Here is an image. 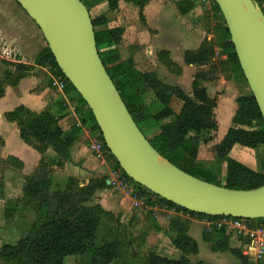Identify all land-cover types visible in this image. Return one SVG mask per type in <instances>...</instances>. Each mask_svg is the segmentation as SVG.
<instances>
[{
	"label": "trees",
	"instance_id": "trees-1",
	"mask_svg": "<svg viewBox=\"0 0 264 264\" xmlns=\"http://www.w3.org/2000/svg\"><path fill=\"white\" fill-rule=\"evenodd\" d=\"M81 1L88 10L94 4L91 0ZM133 1L140 7L146 2V0ZM256 1L261 5L262 0ZM213 3L216 12L221 14L216 3L214 1ZM91 19L99 55L140 131L143 132L141 123L145 121H153L158 125L159 132L148 138V141L161 156L180 170L225 188L251 189L264 184V173L229 155L233 146L237 144L250 149L264 146V119L250 89L237 95L235 99L237 107L231 119L232 125L228 127L223 138L215 146L216 159L221 163H226L224 182L220 183L210 178L211 174L205 171L196 159L197 145L200 141L204 139L203 142H207L208 139H212L211 135L203 138V133L214 132L218 127L214 111L216 99L209 95L203 83L216 79L219 71H226L225 68L228 65L244 76L225 22L223 30L227 38L221 45L222 52L226 55L224 59L214 62L216 48L208 43V40H205L198 50L186 53L185 62L187 64L196 67L207 66L206 70H200L195 74L191 93H187L179 86L162 82L155 73L139 69L131 57L122 58L117 49L122 39V30L107 27V20L103 15H91ZM36 63L50 64L54 72L65 79V94L72 91L77 93V98L74 99L79 107L76 113L81 124L93 122L91 131L102 139L92 112L62 74L47 45L39 53ZM8 64L13 67V70L5 69L3 79H0V98L4 94V84L18 82L30 69L29 65L21 62L9 61ZM166 64L172 67L169 60ZM147 89L153 92L160 106L150 108L140 103L141 95ZM173 98L181 102L178 111L171 106ZM63 102V105H60L61 110L68 108L67 102ZM79 111L82 112L79 114ZM64 115L66 113L57 115L50 110L34 112L20 105L7 112L5 118L16 124L20 137L40 154L52 148L53 152L64 160H68L71 158V149L81 129L73 123L70 132L64 134L60 125V119ZM9 159H13L18 166L23 167L16 158L10 157ZM112 159L114 164L119 166L113 156ZM58 163L63 162L56 164ZM124 175L129 178L125 173ZM28 176L23 186V196L26 199L24 205L33 208L36 220L23 237L14 242L5 241L0 245V259L8 264H63L67 256L83 254H88L89 264H192L188 256L198 253L197 241L187 234L186 225L176 219L171 222L175 236H166L167 244H163L170 249L166 253L158 248V250L148 251L145 256L135 255L130 249V241L116 234L112 240L98 242V231L102 220L120 221L119 217H114L111 212L104 210L100 205L87 204L96 190L110 187L105 177L91 179L83 187L75 184L74 179H70L64 187L51 190V175L46 171ZM132 182L135 189L144 196L147 206L154 207L163 204L175 207L202 220L217 217L188 211L150 192L134 181ZM3 190L4 182L0 175V193ZM150 219L154 222L152 216ZM246 220L250 225H254L264 218ZM111 227L109 226V229ZM211 231L217 237H214L210 231H205L203 234V239L209 243L211 251H228L240 263L250 264L251 261L243 255L240 248L241 243L233 231L225 227H215ZM196 264L210 263L200 260Z\"/></svg>",
	"mask_w": 264,
	"mask_h": 264
},
{
	"label": "crops",
	"instance_id": "crops-1",
	"mask_svg": "<svg viewBox=\"0 0 264 264\" xmlns=\"http://www.w3.org/2000/svg\"><path fill=\"white\" fill-rule=\"evenodd\" d=\"M91 2L94 4L89 9L90 15H103L107 20V27L122 30V39L117 49L121 55H129L128 57L134 60L139 69L155 73L162 82L179 86L183 90L186 87L168 80L167 77L182 79L196 69L192 76L193 80L198 71L207 69V66L196 67L187 64L185 55L187 52L198 50L205 40L211 39L209 29L213 22L210 21L216 13L213 0H146L142 7L133 0H91ZM14 9L9 0H0V51L2 52L5 46L14 48L20 55L19 62L29 65L30 69L18 82L6 83L4 94L0 98V163L14 157L23 166L19 172L6 169L3 177L31 175L37 170L41 159V154L20 137L18 127L14 122L8 121L5 114L20 105L34 112L52 110L55 106V98L57 96L63 98L61 93L50 86L48 75L42 67L44 64L36 63L39 53L46 47L41 31L27 14L24 15L20 11L14 13ZM7 10L11 13L8 14ZM168 60L172 63L171 68L166 64ZM9 61L12 60L3 58L0 53V77L3 76L5 69L13 70V67L7 63ZM210 84L213 83L211 81L203 83L207 92ZM190 90H192V81ZM65 98L69 106L67 109H60L62 111L60 115L66 113L61 121L68 116L76 118L75 112L73 116L69 113L75 96L71 92ZM140 103L150 108L159 105L153 92L148 89L142 93ZM87 137L85 129H82L71 149V158L74 160V165L77 164L75 166L77 175L75 173L74 176L97 178L106 176L107 182L112 163L101 164L93 157L88 144L85 143ZM88 150L91 157L86 155ZM94 161L102 168L91 166L90 162ZM80 163L84 164L82 168L78 165ZM103 189L95 191L91 205H100L114 217H119L120 223L116 222L114 226L128 224L130 226L127 227H134L133 237L136 239L137 249L148 247L151 241H147V238L153 237L158 244L165 235L174 237L175 232L171 228V222L175 219L186 225L187 234L197 241L198 248L199 241H204L203 234L206 227L204 220L163 204L154 207L145 203L142 206H134L130 197L119 193L115 197L107 195L101 191ZM151 216L154 222L151 221ZM143 236L147 237L144 242ZM139 237L142 238L137 239ZM216 253L229 255L228 252ZM221 254H217L218 259ZM82 257H86L83 261L89 264L88 254L72 255L67 258V262L71 260L70 264L81 263Z\"/></svg>",
	"mask_w": 264,
	"mask_h": 264
},
{
	"label": "water",
	"instance_id": "water-1",
	"mask_svg": "<svg viewBox=\"0 0 264 264\" xmlns=\"http://www.w3.org/2000/svg\"><path fill=\"white\" fill-rule=\"evenodd\" d=\"M34 21L59 69L92 112L102 139L123 172L152 193L209 216L264 218V184L229 189L188 174L161 156L140 131L99 55L94 26L81 0L79 15L62 0H15ZM223 16L242 73L264 119V11L257 1L213 0ZM140 134L153 158L137 146ZM108 184V181L106 182Z\"/></svg>",
	"mask_w": 264,
	"mask_h": 264
},
{
	"label": "rangeland",
	"instance_id": "rangeland-1",
	"mask_svg": "<svg viewBox=\"0 0 264 264\" xmlns=\"http://www.w3.org/2000/svg\"><path fill=\"white\" fill-rule=\"evenodd\" d=\"M9 1L15 8L13 11L14 13L20 11L21 13L26 15L25 11L18 5V3L15 0H9ZM252 1L255 2L256 0H252ZM260 7L264 9V0L261 1ZM6 12L8 14L11 13L10 10H7ZM212 19L214 21H212ZM212 19L210 22H213V25H211L210 26L211 28L209 29L210 34L212 36L211 39L208 40V43H210L216 48V55L214 60L215 62L222 60L226 57L225 53L222 52L223 48L221 47V45L225 42L227 35L224 33L223 30L224 27L223 16H221V14L216 12ZM0 53L2 52L0 51ZM121 56L122 58H126L129 55L122 54ZM221 68H225V67H221ZM225 69L227 70L223 72L219 71V74L216 75V79L211 81L213 84H210L208 88L209 95L216 99V107L214 111H215V118L218 123L217 130L214 132L207 131L203 133V138L204 137L207 138L211 135L212 139L211 140L208 139L207 142H203L204 139H202L200 143L197 145V153H196V159L201 165V167L205 171H208L211 174L210 178L215 179L220 183H223L226 177V163L225 162L221 163L216 159L215 146L223 138L228 127L232 125L231 119L236 111L237 105L235 99L237 95L240 93L247 92L249 89L244 76H242L239 71H235L234 69H232L230 65H228ZM195 70L196 69H194V71ZM194 71L193 70L192 72L190 71L189 74L183 76L182 79L178 77L176 78L174 76L167 77V79L173 82L181 83L182 86L186 87L184 89L190 93L191 92L190 82L192 81V76L194 74ZM15 73H17V71H15ZM0 79H3V76L0 77ZM3 86H5V84ZM72 95L75 96V98H77L76 97L77 93L75 91H72ZM75 100L76 99L72 101L74 103H72V107H70L69 113L73 116V112H75L74 115L76 116V118L74 119L71 118V116L70 117L68 116L67 119L65 120L61 121L60 119V125L63 129L64 134H68L70 132V128L73 123H77V122L81 123L80 118L79 116H77L76 113L79 107ZM63 101L64 100L62 97L57 96L55 98V106L53 107L54 109L50 111L59 115L62 112L60 111L59 106L60 104H62ZM158 106H160V104L156 105V107ZM171 106L173 107L174 110L178 111L181 106V102L176 98H173L171 101ZM81 112L82 111H79V114ZM92 125L93 122L90 121L79 127L82 132V129H85L86 131V129H89ZM141 129L143 131L142 132L143 135L147 140L148 138L153 137L156 133L159 132L158 125H156L153 121H145L141 123ZM85 143L89 144V137H87ZM89 150L86 152L87 157L89 156L91 157ZM229 155L231 158L241 163H244L255 170H258L261 173H264V146L258 149H250L248 147L237 144L233 146ZM41 159L42 160L39 163L40 164L39 167L33 174L38 175L40 171H46L47 174L51 175V180H52L51 190L64 187L70 179H74L75 184L77 183L78 186L83 187L88 184L89 180L97 178V177L74 176V174L76 173L75 166L77 165V164L74 165L75 164L74 160H72V158L68 160H64L63 158H61L60 155L53 152L52 148H49L46 152L42 153ZM60 161H62L63 163L62 164L58 163L57 165L56 163ZM97 163L95 161L90 162L91 166L95 167L96 165L97 168L101 169L102 167H100ZM78 165L80 166V168L84 166L83 163H80ZM115 166L116 165L112 163V165H110V169L112 170L113 168H115ZM6 169H11L14 170L15 172H19L21 171L22 167L18 166V163L14 162L13 159H8L3 161V163L2 162L0 163V175L4 182V190L3 192L0 193V245L5 241L14 242L18 240L20 237H23L28 231L29 227L36 220V214L33 208L31 206L24 205L26 199L23 196V186L27 177L26 176L3 177ZM103 177L106 178V176ZM101 191L104 192V194L113 195L114 197L115 195L118 194V192L114 191L111 187H109L107 190L103 189ZM92 202H93L92 197H90V199L87 201V204L89 205L90 203L91 205ZM114 224H116L115 220L101 221L98 231V242L112 240L114 235L116 234L117 236L124 237L126 241H130L131 251L138 256H145V254L152 249L158 250L159 248L160 251H164L165 253L169 252L170 250L167 245L165 246L163 245V244H167V242L165 241H166V236L170 237L168 235H165L164 239L160 241L158 244L156 241L153 240V237L150 239L146 237L147 241H151L148 247L143 246V249L141 248L137 249L135 244L136 239L133 237V231L135 230V228L127 227L130 226L128 224L121 226L119 225L114 226ZM109 226H112L111 229H109ZM205 231H210V233H212L214 237H217V235L213 231L207 230L206 227H205ZM234 234L237 237V234L236 233ZM141 238L142 237H139L137 239H141ZM146 238H144L143 242L145 241ZM237 239L239 238L237 237ZM228 253L229 255L213 252L211 251L208 242L206 243L205 241L200 240L198 253L191 254L188 257L192 262V264H196L200 260H203L210 264H243L240 263V261L236 259V257H233V255L230 254V252ZM217 254H221V257L219 259ZM70 257H72V255L69 257L67 256L63 264H70L71 260L67 262V258ZM83 258L86 259V257H82L81 264H87V262L83 261ZM248 258L251 261L249 262L250 264H264V255H262V257L260 258L258 257H252V258L248 257ZM0 264H8V263L0 259Z\"/></svg>",
	"mask_w": 264,
	"mask_h": 264
},
{
	"label": "built area",
	"instance_id": "built-area-1",
	"mask_svg": "<svg viewBox=\"0 0 264 264\" xmlns=\"http://www.w3.org/2000/svg\"><path fill=\"white\" fill-rule=\"evenodd\" d=\"M2 56L5 59L12 60L14 62L21 61L19 58V53L15 49L11 47H3ZM45 69L50 86L63 95V100L66 101L65 98V87L66 82L65 79L54 72L51 65L46 63L42 65ZM68 104V102H67ZM79 122L76 123L77 126H81ZM89 128V127H88ZM86 133L89 137V149L93 155V157L99 161L101 164H109L114 163L112 159V154L106 147L104 141L101 137L93 133L91 131V127L86 129ZM108 185L116 192L121 195H126L130 197L134 206H142L145 203L144 196L141 195L139 190L135 189L134 183L127 178L123 170L119 166H115L112 170H109L108 174ZM206 222V229L211 230L212 228L225 227L229 231H233L237 234V237L241 239L242 245V253L247 257H262L264 255V220L257 221L254 225H250L249 222L244 218H235L229 216H217L212 219H204Z\"/></svg>",
	"mask_w": 264,
	"mask_h": 264
},
{
	"label": "bare ground",
	"instance_id": "bare-ground-1",
	"mask_svg": "<svg viewBox=\"0 0 264 264\" xmlns=\"http://www.w3.org/2000/svg\"><path fill=\"white\" fill-rule=\"evenodd\" d=\"M62 1L66 5H68L72 9H74L79 15H82V10L76 2H74L72 0H62ZM134 140H135V143L137 144V146L139 148H141L144 152H146L147 154H151L153 156V158H155L158 161H160L161 163L167 165L169 168H171L172 171H176L175 168L170 167V165L164 159H161L159 156H157L155 154L153 155V153L151 152L152 151L151 148L147 144L146 140L140 134L135 135Z\"/></svg>",
	"mask_w": 264,
	"mask_h": 264
}]
</instances>
